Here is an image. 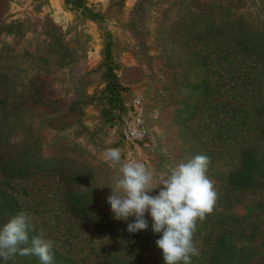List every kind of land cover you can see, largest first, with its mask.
Wrapping results in <instances>:
<instances>
[{
  "label": "rangeland",
  "instance_id": "rangeland-1",
  "mask_svg": "<svg viewBox=\"0 0 264 264\" xmlns=\"http://www.w3.org/2000/svg\"><path fill=\"white\" fill-rule=\"evenodd\" d=\"M79 6L0 0V227L30 214L29 240L41 231L53 240V264H165L151 216L146 230L129 233L134 218L114 219L106 199L119 165L103 153L120 148L127 161L119 116L137 96L150 145L134 160L155 171L154 185L194 155L210 160L217 200L197 221L192 264H264V0ZM238 34L257 51H241ZM108 68L122 88L115 107L104 91ZM245 152L258 162L256 187L229 182L244 174ZM17 158L29 174L14 175ZM7 264L41 262L16 255Z\"/></svg>",
  "mask_w": 264,
  "mask_h": 264
},
{
  "label": "clouds",
  "instance_id": "clouds-1",
  "mask_svg": "<svg viewBox=\"0 0 264 264\" xmlns=\"http://www.w3.org/2000/svg\"><path fill=\"white\" fill-rule=\"evenodd\" d=\"M121 155L120 148H107L103 153L105 162L119 165L115 183L107 184L111 193L106 199L113 218H134L127 223V231L137 233L148 228V213L153 232L161 234L155 243L165 264H192L191 257L200 254L193 240L197 221L212 213L217 200L214 185L206 175L209 158L194 155L171 167L158 184L163 185L158 194L150 195L158 186L153 184L155 171L136 160L121 163ZM32 221L30 214L21 211L0 227V260L5 264L16 255H34L41 264H53L54 241L46 239L42 231L29 240Z\"/></svg>",
  "mask_w": 264,
  "mask_h": 264
},
{
  "label": "trees",
  "instance_id": "trees-1",
  "mask_svg": "<svg viewBox=\"0 0 264 264\" xmlns=\"http://www.w3.org/2000/svg\"><path fill=\"white\" fill-rule=\"evenodd\" d=\"M67 3H69L70 5L73 6V8H79L80 10H83V6H79V2L80 0H65ZM220 31V30H219ZM223 30H221L220 32L222 33ZM227 35V34H226ZM236 38H234L235 43L238 45L239 49L241 51L244 52H256L257 48L255 47V45L253 44H248L251 43L253 41H249L250 36H242V34H238L235 36ZM103 80H105V86H104V91L106 92V94L108 95L107 98V103L109 105V107H115L118 104V100L117 97L119 95V93L121 92L122 88L119 86L117 80L115 79L113 73L111 72V68H108L105 70L103 76H102ZM119 106V105H118ZM117 113L119 114V108L116 107ZM260 135L262 137H264V124L261 127V131H260ZM243 159H242V167H243V173L244 174H240V173H235L233 174L232 178L229 180V182L231 183L232 181L234 183H238L237 185L239 187H243L244 185L241 184H246L244 187H256L254 186V183H258L257 179H253L252 178V172L255 170H258V162H256L255 160L253 161L252 158V154H249L248 152H245L243 154ZM1 158V157H0ZM2 159V158H1ZM4 158H3V162H4ZM0 161V169L1 171L4 172V170L7 168V164L3 163ZM14 175L16 176H20V175H24V174H29L30 172L27 171V169H25V167L22 165V160H20V158H17V161L14 163ZM21 167L23 168V170L21 169ZM1 209V206H0ZM4 210L8 211L9 215H14L15 212L17 211V206L14 204V202H12V204H9L7 206H5L3 208ZM100 219L96 220L93 223V226L95 228H100ZM114 233H116L117 235H122L119 232L114 231ZM131 236H129L130 238Z\"/></svg>",
  "mask_w": 264,
  "mask_h": 264
},
{
  "label": "built area",
  "instance_id": "built-area-1",
  "mask_svg": "<svg viewBox=\"0 0 264 264\" xmlns=\"http://www.w3.org/2000/svg\"><path fill=\"white\" fill-rule=\"evenodd\" d=\"M143 104L134 97L129 107L119 116L118 138L124 147L125 159L134 160L149 147L150 138L144 126Z\"/></svg>",
  "mask_w": 264,
  "mask_h": 264
}]
</instances>
